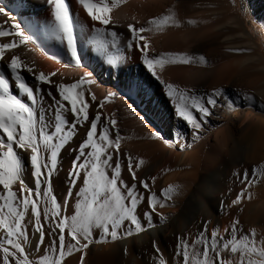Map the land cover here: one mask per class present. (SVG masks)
Wrapping results in <instances>:
<instances>
[{"label": "bare ground", "instance_id": "obj_1", "mask_svg": "<svg viewBox=\"0 0 264 264\" xmlns=\"http://www.w3.org/2000/svg\"><path fill=\"white\" fill-rule=\"evenodd\" d=\"M91 2L101 4V0ZM103 2L111 9L108 26L92 21L79 0H66L81 58L77 66L66 44L52 34L55 18L46 0H0V8L4 9V13H0V27L10 30L13 24H19L24 34L30 37L26 45L5 52L4 60H0V72L5 70L4 61L10 60L11 53L33 67L37 74L55 73L51 79L62 83L75 82L90 73L95 83L82 85L86 98L89 93L96 96L89 108L90 115L94 107L102 113V119L114 115L123 138L122 150L137 162L144 161L137 170V178L148 181L151 191L158 193L157 197H163L159 195L162 189L173 188L170 194L172 207L163 212L164 215L153 214L154 227L145 226L144 231L131 237L117 241L109 239L90 246L84 264H159L153 243L169 264H177L180 259L175 255L177 238H185L191 244L205 222H208L209 233L214 226L223 233L233 219H239L240 227L245 232L255 229L256 239L260 241L264 238V177L247 185L250 198L241 200L238 206L228 205L245 186L234 174L247 171L252 179V170L264 166V53L262 45L249 34L241 12L245 11L264 30V0ZM169 10L180 20L181 26L159 30L153 26L151 32L144 33L150 42V55L179 52L203 55L206 62L166 64L154 70L165 82L197 95L222 87L234 102L232 107L221 102L212 108V114L203 122L196 140L192 128L176 115L163 85L144 68L140 54L135 49H127L129 24L146 26L149 19L167 14ZM189 20L195 23L189 24ZM97 28L103 29V34L96 33ZM111 31L119 35L115 48L108 35ZM93 37L109 42V54L127 58L121 65L122 72L109 71L106 58L90 43ZM11 41L12 37H0V43ZM25 80L29 85L35 82L33 75L28 73H25ZM128 81L143 84L147 94L138 96L134 90L129 91L125 86ZM12 91L19 94L14 87ZM109 92L116 95L105 101ZM245 94L255 97L254 101H246ZM41 95L37 93V116H44L51 132L54 130V112L49 107L50 99L44 96L41 101ZM97 102H104L103 108ZM83 134L81 129L80 135L72 142V149ZM153 134L160 139H153ZM188 144L191 147H187ZM74 154V150H62L60 171L51 178L58 200L65 195L66 175ZM27 167L25 180L31 187L33 183L28 178ZM122 175L127 182L130 178L127 172L122 171ZM151 177H155L154 182ZM13 188L15 190L16 186ZM221 202L223 211L220 210ZM144 207L140 203L138 211ZM160 216L164 219L161 220ZM29 234L31 236V228ZM0 235H3L2 230ZM78 255L69 258V264H78ZM221 258L231 260L232 264H237L239 259L238 254L227 252H222Z\"/></svg>", "mask_w": 264, "mask_h": 264}, {"label": "snow or ice", "instance_id": "obj_2", "mask_svg": "<svg viewBox=\"0 0 264 264\" xmlns=\"http://www.w3.org/2000/svg\"><path fill=\"white\" fill-rule=\"evenodd\" d=\"M46 2L55 18L52 34L56 40L66 44L73 61L79 66L81 58L68 3L66 0ZM79 3L92 21L104 26L110 24L111 9L103 0L101 4L91 0H79ZM0 13H4L3 8H0ZM188 23L194 24L195 21L189 20ZM153 26L157 30L178 28L181 22L169 10L167 14L149 19L146 26L129 24L127 49H135L140 54L144 68L163 85L172 100L176 115L192 128L193 139H199V130L212 114L211 109L221 102L232 107L234 102L222 87L213 88L210 93L201 96L165 82L154 70L157 66L203 64L206 61L203 55L179 52L150 55V42L143 34L151 32ZM103 31L95 29L96 33L103 34ZM108 35L111 46L117 47L119 35L115 31ZM0 37H12L11 42L0 43V60H4L6 51L26 45L30 39L19 24H13L10 30L0 27ZM90 43L97 53L106 58L110 72L123 71L121 65L127 58L109 54L108 41L93 37ZM4 62L6 68L0 72V230L3 232L0 235V264H69V258L74 254H79L78 264H84L90 246L109 239L117 241L131 237L144 231L145 226L154 227L153 214L159 215L156 213L158 193L151 191L148 181L137 178V170L144 161L137 162L131 154L122 150L123 138L114 115L102 119V113L95 107L90 115L89 108L96 101V96L89 93L86 98L82 85L95 83L91 74L85 73L72 83H62L51 79L55 73L37 74L33 67L22 63L15 54L10 53V60ZM25 73L33 75L35 82L32 85L26 82ZM125 86L138 96L147 94L138 81H128ZM13 87L19 94L13 93ZM37 93H42L41 101L44 96L51 101L49 107L54 112L55 121L51 132L44 116H37ZM115 95L109 92L105 101ZM244 99L254 101L255 97L245 94ZM97 103L103 108L104 102ZM81 129L83 137L72 149V142L80 135ZM152 138L160 139L155 134ZM186 146L191 147L190 144ZM62 150H74L75 154L66 175L65 195L58 200L51 178L60 171ZM26 165L28 178L33 183L31 187L25 180ZM122 171L130 177L127 182ZM234 175L245 185H251L253 180L264 177V166L252 170V179L247 171ZM151 180L154 182L155 177ZM172 192V186H168L159 195L170 199ZM245 195L250 198V193L242 188L228 207L238 206ZM140 203L145 207L138 211ZM159 206L164 205L161 203ZM220 210H224L223 202ZM159 218L164 219L162 216ZM240 224L239 219H233L223 233L218 226H214L209 233L208 222H205L191 244L187 239L178 237L175 255L180 259L177 264H232L231 260L221 258L222 252L238 254L237 264H264V238L257 241L256 230L245 232ZM153 247L159 256V264H169L159 254L155 243ZM30 256L34 258L30 259Z\"/></svg>", "mask_w": 264, "mask_h": 264}, {"label": "rangeland", "instance_id": "obj_3", "mask_svg": "<svg viewBox=\"0 0 264 264\" xmlns=\"http://www.w3.org/2000/svg\"><path fill=\"white\" fill-rule=\"evenodd\" d=\"M241 12H242V15L245 17L246 26H247L249 34L253 35L256 42L262 45L263 53H264V30L263 28L260 27V25L256 23L254 20H252L245 11L242 10ZM243 189H245L246 192L249 193V189L247 185H245ZM246 198H248V195H245L242 198V200L245 201ZM172 200H173V197H171L170 199H165L164 197H157L158 203L156 205V213L160 215H164L163 212H165L166 210H169L172 207ZM161 203L164 205L163 207L159 206Z\"/></svg>", "mask_w": 264, "mask_h": 264}]
</instances>
